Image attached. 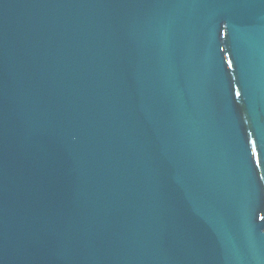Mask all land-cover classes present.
<instances>
[{
  "label": "water",
  "instance_id": "water-1",
  "mask_svg": "<svg viewBox=\"0 0 264 264\" xmlns=\"http://www.w3.org/2000/svg\"><path fill=\"white\" fill-rule=\"evenodd\" d=\"M0 264H264V0H0Z\"/></svg>",
  "mask_w": 264,
  "mask_h": 264
}]
</instances>
